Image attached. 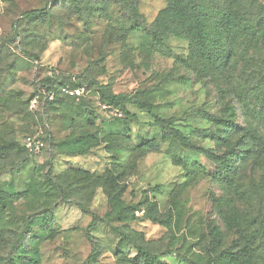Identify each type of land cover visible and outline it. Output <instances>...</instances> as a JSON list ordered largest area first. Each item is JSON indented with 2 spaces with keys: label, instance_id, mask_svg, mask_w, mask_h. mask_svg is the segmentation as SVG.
Here are the masks:
<instances>
[{
  "label": "rangeland",
  "instance_id": "obj_1",
  "mask_svg": "<svg viewBox=\"0 0 264 264\" xmlns=\"http://www.w3.org/2000/svg\"><path fill=\"white\" fill-rule=\"evenodd\" d=\"M230 1L231 57L204 74L154 34L165 0H0V264H264V0ZM207 151L245 159L222 180Z\"/></svg>",
  "mask_w": 264,
  "mask_h": 264
},
{
  "label": "trees",
  "instance_id": "obj_2",
  "mask_svg": "<svg viewBox=\"0 0 264 264\" xmlns=\"http://www.w3.org/2000/svg\"><path fill=\"white\" fill-rule=\"evenodd\" d=\"M165 2L166 7L158 14L152 24L154 34L156 36L166 34L176 38L188 39L190 42V61L195 65L196 70H202L204 74L217 72L225 66L231 57L229 47L235 41L236 35L238 34L236 28L240 27V9L237 3L231 2L230 0H165ZM48 10L46 8L44 10L29 11L23 13L21 18L27 22L44 21ZM259 11L263 12V9L259 7ZM241 30L245 31V33H252L246 26L242 27ZM22 53L30 61H37V58L31 53ZM41 88L44 90L46 96L48 93H52V99L55 98L53 78L43 80L41 82ZM107 102L108 105L114 107L118 105L115 97L108 96ZM226 129L230 136L245 131L243 128L234 124H230ZM245 138L244 145H247L257 140L258 136L254 131L247 130L245 131ZM42 141H44V138H42ZM156 149L155 146L153 150L156 151ZM23 150L29 158L36 157H31L24 148V145ZM206 154L214 160V165L218 163L220 168H216L214 174L222 180L233 178L237 172L236 164L245 159L244 155L235 156L232 154L229 157H220L210 151H207ZM113 181L114 178H111V182ZM112 193V191H106L107 197L114 201L116 195ZM140 253L146 264L158 263L154 257L147 253L143 251ZM95 254L96 249L94 248L92 255L88 259L90 261L93 260Z\"/></svg>",
  "mask_w": 264,
  "mask_h": 264
},
{
  "label": "built area",
  "instance_id": "obj_3",
  "mask_svg": "<svg viewBox=\"0 0 264 264\" xmlns=\"http://www.w3.org/2000/svg\"><path fill=\"white\" fill-rule=\"evenodd\" d=\"M70 95L79 97L81 95V92H80V90H72ZM47 98L49 100H52L53 94L48 93ZM37 105H38V98L36 97L31 101V107L35 108V107H37ZM113 115L116 118L122 117L121 113H119V111H117V110L113 112ZM23 145L31 157L40 155L42 153L43 148L45 147V144L42 141V139H40L37 136L25 137L23 140Z\"/></svg>",
  "mask_w": 264,
  "mask_h": 264
}]
</instances>
